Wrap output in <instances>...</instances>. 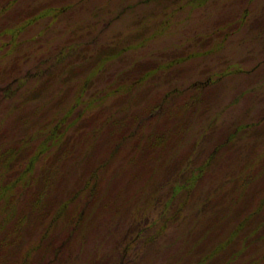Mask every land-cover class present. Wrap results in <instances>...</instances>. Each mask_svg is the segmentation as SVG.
Returning a JSON list of instances; mask_svg holds the SVG:
<instances>
[{"label":"rangeland","instance_id":"374dc122","mask_svg":"<svg viewBox=\"0 0 264 264\" xmlns=\"http://www.w3.org/2000/svg\"><path fill=\"white\" fill-rule=\"evenodd\" d=\"M5 151L0 264H264V0H0Z\"/></svg>","mask_w":264,"mask_h":264},{"label":"trees","instance_id":"16d2710c","mask_svg":"<svg viewBox=\"0 0 264 264\" xmlns=\"http://www.w3.org/2000/svg\"><path fill=\"white\" fill-rule=\"evenodd\" d=\"M14 154V153H13ZM11 156H12V152H7V151H5L3 154H1V156H0V167L1 168H3V167H6V166H11V161H10V159H11ZM252 178H254L253 176H250L249 177V179H252ZM91 181H94V184H92V185H90L89 183H87V185L85 186V188L84 189H89L88 191V194L90 195V196H92L93 195V190H94V187H95V185H96V181L94 180V177H91L90 178V180H89V182H91ZM16 183L17 182H15L14 184H12V185H10V186H7L6 187V189L7 188H9V187H14L15 185H16ZM4 186H6V185H4ZM86 190V191H87ZM73 197H74V195H71V196H69L68 197V200H67V202H65L64 203V205H62L60 208H59V210L57 211V217H55V216H53L52 217V220H51V223H50V226H51V224L52 223H54V222H52V221H56L57 220V218H58V215H60L61 213H63L64 211H66V210H68V205H70V202L72 203V201H73ZM38 201H40V197L39 196H37V197H35L34 198V200H33V202H32V208H33V210H34V208H37L36 210H39V207H40V205L38 204L39 202ZM73 209V208H72ZM72 209H70L69 210V212L71 213L72 212ZM48 211H49V208L47 207V206H44V212H45V214H44V216L42 215L41 216V218H43V217H47L48 215ZM244 215V214H243ZM242 215V216H243ZM250 215V213H248L245 217H244V222H242L243 223V225H242V223L238 226V228L236 229L235 228V230L234 231H236V232H238V230L240 231L241 230V228H242V226H244V225H246V226H248L250 223V221L252 220V219H250V218H247L248 216ZM254 215H256V214H252V216H254ZM252 216H250L251 218H252ZM75 224L76 223H79L80 222V218L78 217L77 219L75 218ZM71 221H72V218H71ZM249 224H248V223ZM53 225V224H52ZM49 226V227H50ZM254 231V230H253ZM235 232V233H236ZM42 245V241L40 242V244L39 245H37L35 248H34V250H39L40 249V246ZM8 246H9V243H6L4 240H2V241H0V250H1V252H5L6 250H7V248H8ZM46 246V245H45ZM26 259V257L24 256V258H23V261H22V264L26 261L25 260ZM0 260H1V262L2 261H4V260H2L1 259V257H0ZM198 263L199 264H203L204 263V261H202V260H199L198 261Z\"/></svg>","mask_w":264,"mask_h":264}]
</instances>
